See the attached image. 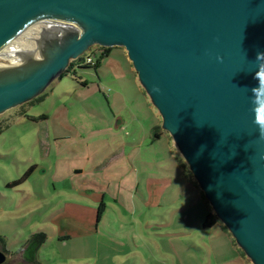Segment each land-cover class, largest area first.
<instances>
[{"label": "rangeland", "instance_id": "374dc122", "mask_svg": "<svg viewBox=\"0 0 264 264\" xmlns=\"http://www.w3.org/2000/svg\"><path fill=\"white\" fill-rule=\"evenodd\" d=\"M42 95L0 115L4 264H24L22 251L39 234L38 264H252L237 258L219 220L203 229V193L167 132L154 137L160 116L124 49L111 48L97 70L75 68Z\"/></svg>", "mask_w": 264, "mask_h": 264}, {"label": "water", "instance_id": "95a60500", "mask_svg": "<svg viewBox=\"0 0 264 264\" xmlns=\"http://www.w3.org/2000/svg\"><path fill=\"white\" fill-rule=\"evenodd\" d=\"M46 22L68 29L43 33L37 57L0 70V115L93 46L124 49L217 220L264 264V0H0V50Z\"/></svg>", "mask_w": 264, "mask_h": 264}, {"label": "trees", "instance_id": "16d2710c", "mask_svg": "<svg viewBox=\"0 0 264 264\" xmlns=\"http://www.w3.org/2000/svg\"><path fill=\"white\" fill-rule=\"evenodd\" d=\"M96 52H99V58L96 59V61L93 62L92 60H93V57L96 56L95 55ZM110 52H111V48H101V47H97L96 50H91L90 49L82 57H80V58H78V59L70 62V64L68 65L66 71L62 75V78L66 74H74L75 73V68H78V69H89V68H93V69L97 70L101 66V62L109 56ZM88 59L90 60V62L87 61ZM80 84L83 87H86L88 85V83L85 82V81L84 82H81ZM42 98H43V95L35 98L32 101L33 102L34 101H39ZM28 119L31 120V121H39V120H45L46 118L44 116H41V117H37V118L28 117ZM4 128H6V127H4ZM160 128L161 127H159V125H157V126H155L153 128L154 137L156 139H159L160 138V133H159V129ZM3 129L0 128V132H2ZM33 170H34V167L30 168L26 172V174L24 175L23 179L26 178V176H28ZM23 179L21 181H17V182L12 183L11 186H16L17 184H19L20 182H22ZM201 197L204 199V202H205V205H206V209H207V215H206V218H205V220L203 222V225H202L203 226V229L212 228V227L216 226L219 223V221L217 220V218L214 215V213L211 210V208L208 206V203H207L206 199L203 197V195ZM104 210H105V205L103 203H101L99 205L98 209H97V216H96V220L97 221L101 218V215L103 214ZM38 237H41L40 241L37 240ZM30 240L31 241L27 245H25V247H26L25 248V251H23V257H24V261H25L24 264H38L34 260L36 258V254H37L39 248L41 247V244L45 240V236L43 234L32 235V237L30 238ZM231 244L232 245H235V242L232 240V243ZM3 252L6 253L5 251H3ZM237 258L242 262V260L245 258L244 253L242 251H240V254L238 253Z\"/></svg>", "mask_w": 264, "mask_h": 264}, {"label": "bare ground", "instance_id": "6f19581e", "mask_svg": "<svg viewBox=\"0 0 264 264\" xmlns=\"http://www.w3.org/2000/svg\"><path fill=\"white\" fill-rule=\"evenodd\" d=\"M49 23L51 27H47L44 30H42V32L39 35L38 34L33 35V33L36 32V29L35 30L33 29L34 26L32 28L30 27V30L28 28L19 37H17L15 40H12L8 45H6L0 50V59L8 61L10 63L9 66L20 67L24 65L26 63L25 62L26 58L33 57L34 55L37 54V48L35 42L36 44L38 43L41 35L43 33L47 35L49 31L54 30L53 28H56L57 30L60 29V27L55 26V23L52 22ZM44 24L50 26L48 25L47 22ZM62 29L63 28L60 29V32L64 31ZM4 68L6 67L0 66V70Z\"/></svg>", "mask_w": 264, "mask_h": 264}, {"label": "clouds", "instance_id": "9594fccd", "mask_svg": "<svg viewBox=\"0 0 264 264\" xmlns=\"http://www.w3.org/2000/svg\"><path fill=\"white\" fill-rule=\"evenodd\" d=\"M261 56H264V53L259 54V55H258V58H260ZM256 79H258V81L261 80V79H264V73H262V72H257V73H256ZM252 91H253V93H254L255 95H257V96L260 95L259 87L253 88ZM254 103H255V101H254ZM260 111L264 112V109H260ZM258 123L264 125V117H261V118L258 120Z\"/></svg>", "mask_w": 264, "mask_h": 264}, {"label": "built area", "instance_id": "2783aa9c", "mask_svg": "<svg viewBox=\"0 0 264 264\" xmlns=\"http://www.w3.org/2000/svg\"><path fill=\"white\" fill-rule=\"evenodd\" d=\"M34 27H35V29H36V32L33 33V35H34V34H38V35H39V34L42 32L43 29L47 28V25H45L44 23H41V24H37V25H35ZM35 29H34V30H35ZM34 30H33V31H34ZM29 35H30V33H29ZM87 61L90 62L89 59H88Z\"/></svg>", "mask_w": 264, "mask_h": 264}, {"label": "crops", "instance_id": "0c3cea01", "mask_svg": "<svg viewBox=\"0 0 264 264\" xmlns=\"http://www.w3.org/2000/svg\"><path fill=\"white\" fill-rule=\"evenodd\" d=\"M106 208V207H105ZM105 211V210H104ZM96 216H97V214H96ZM101 219V218H100ZM100 219L97 221L96 220V225L100 222ZM22 254H23V251H22ZM222 264H227V261H224Z\"/></svg>", "mask_w": 264, "mask_h": 264}]
</instances>
